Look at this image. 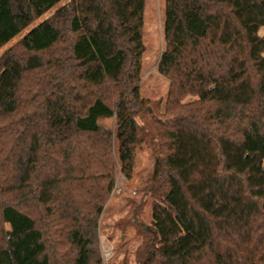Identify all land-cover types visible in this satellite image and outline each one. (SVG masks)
<instances>
[{
	"label": "trees",
	"instance_id": "obj_1",
	"mask_svg": "<svg viewBox=\"0 0 264 264\" xmlns=\"http://www.w3.org/2000/svg\"><path fill=\"white\" fill-rule=\"evenodd\" d=\"M63 2L0 56V264H103L100 217L142 143L138 264H264V0H165L152 111L147 0H0V49Z\"/></svg>",
	"mask_w": 264,
	"mask_h": 264
},
{
	"label": "rangeland",
	"instance_id": "obj_2",
	"mask_svg": "<svg viewBox=\"0 0 264 264\" xmlns=\"http://www.w3.org/2000/svg\"><path fill=\"white\" fill-rule=\"evenodd\" d=\"M59 4L52 11L22 32L8 45L0 49V56L16 45L39 23L49 18L52 13L64 5ZM165 0H147L144 19V47L142 59V80L140 93L147 101L149 111L157 109L161 103L162 109L169 91V81L159 74L158 63L164 49L162 21ZM195 98H188L186 102ZM106 128H114V119L100 120ZM114 151L117 145L114 143ZM154 158L148 143H142L136 149L135 168L130 180L119 175L116 188L103 210L99 222V246L104 259V253L109 250L112 254L103 264H138L136 252L142 245L144 237L137 227L132 225L133 216L138 211L139 219L145 225L150 224L151 202H143V188L153 172Z\"/></svg>",
	"mask_w": 264,
	"mask_h": 264
},
{
	"label": "built area",
	"instance_id": "obj_3",
	"mask_svg": "<svg viewBox=\"0 0 264 264\" xmlns=\"http://www.w3.org/2000/svg\"><path fill=\"white\" fill-rule=\"evenodd\" d=\"M111 252L109 251V250H107L105 253H104V255H103V257H104V262H106V261H108L109 259H110V257H111Z\"/></svg>",
	"mask_w": 264,
	"mask_h": 264
}]
</instances>
